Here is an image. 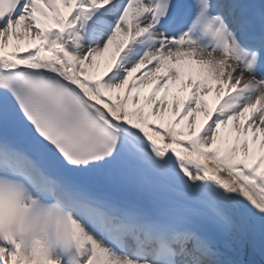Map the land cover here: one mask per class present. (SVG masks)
I'll return each instance as SVG.
<instances>
[{
  "label": "snow or ice",
  "instance_id": "snow-or-ice-1",
  "mask_svg": "<svg viewBox=\"0 0 264 264\" xmlns=\"http://www.w3.org/2000/svg\"><path fill=\"white\" fill-rule=\"evenodd\" d=\"M0 264H264V0H0Z\"/></svg>",
  "mask_w": 264,
  "mask_h": 264
},
{
  "label": "bare ground",
  "instance_id": "bare-ground-1",
  "mask_svg": "<svg viewBox=\"0 0 264 264\" xmlns=\"http://www.w3.org/2000/svg\"><path fill=\"white\" fill-rule=\"evenodd\" d=\"M174 91L179 92V85L174 86ZM212 99H214V96L212 97Z\"/></svg>",
  "mask_w": 264,
  "mask_h": 264
}]
</instances>
